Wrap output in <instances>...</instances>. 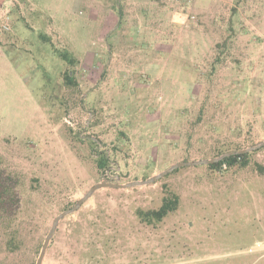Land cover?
<instances>
[{"label": "rangeland", "instance_id": "1", "mask_svg": "<svg viewBox=\"0 0 264 264\" xmlns=\"http://www.w3.org/2000/svg\"><path fill=\"white\" fill-rule=\"evenodd\" d=\"M262 141L264 0H0V177L18 199L0 211V264H35L100 181ZM248 153L96 191L42 264H264V146ZM168 191L180 207L142 222Z\"/></svg>", "mask_w": 264, "mask_h": 264}, {"label": "trees", "instance_id": "2", "mask_svg": "<svg viewBox=\"0 0 264 264\" xmlns=\"http://www.w3.org/2000/svg\"><path fill=\"white\" fill-rule=\"evenodd\" d=\"M65 61L73 63L75 62L74 57L70 53L65 52L60 55ZM66 78L69 82H74V76L71 73L66 74ZM249 153L233 154L223 158L218 162L209 164L211 168L222 167L226 163L229 167L236 163H241L242 166L248 164ZM109 159L102 154L98 160L97 165L99 169L105 170L108 167ZM9 189L4 185L0 177V211H9L13 207L18 206V199L10 195ZM181 198L178 194L168 191L166 196L163 198L161 206L157 209L144 210L142 208L137 209L136 213L142 222L147 224H156L162 222L171 212L176 211L180 207ZM17 243L16 237L9 239L8 245L10 248H15Z\"/></svg>", "mask_w": 264, "mask_h": 264}, {"label": "water", "instance_id": "3", "mask_svg": "<svg viewBox=\"0 0 264 264\" xmlns=\"http://www.w3.org/2000/svg\"><path fill=\"white\" fill-rule=\"evenodd\" d=\"M262 146H264V141H262L259 144L253 145L247 149L244 150H240L237 152H231L228 154H225L219 158H215V159H206V160H197V161H184V162H179L176 163L174 165H172L171 167H169L168 169L162 171L159 174L156 175H152L151 177H149L148 179L145 180H137V181H133V182H129V183H125V184H121V183H114L110 180H103L100 181L98 183H96L95 185H93L90 190L82 197L80 198L71 208L64 210L63 212H61L54 220L53 225L48 233V235L46 236L41 251L39 253V257L36 261L35 264H42L44 257L46 255V252L50 246V243L52 241V238L58 228V225L60 223V221L62 219H64L65 217L77 212L82 205L90 198L94 195V193L102 188H107V187H113V188H129V187H133V186H139V185H147L150 183H153L157 180H159L160 178L164 177L165 175L169 174L170 172H172L173 170H175L176 168H179L181 166H185V165H195V164H211L214 162H218L220 160H222L223 158L233 155V154H242V153H248L254 150H257L259 148H261Z\"/></svg>", "mask_w": 264, "mask_h": 264}, {"label": "built area", "instance_id": "4", "mask_svg": "<svg viewBox=\"0 0 264 264\" xmlns=\"http://www.w3.org/2000/svg\"><path fill=\"white\" fill-rule=\"evenodd\" d=\"M223 169H226L227 168V164L224 163L223 166H222Z\"/></svg>", "mask_w": 264, "mask_h": 264}]
</instances>
